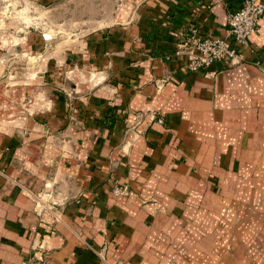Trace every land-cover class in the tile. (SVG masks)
Here are the masks:
<instances>
[{"label":"crops","instance_id":"crops-1","mask_svg":"<svg viewBox=\"0 0 264 264\" xmlns=\"http://www.w3.org/2000/svg\"><path fill=\"white\" fill-rule=\"evenodd\" d=\"M244 1L143 0L53 45L0 32V264H264V15L238 64L176 53Z\"/></svg>","mask_w":264,"mask_h":264},{"label":"rangeland","instance_id":"rangeland-1","mask_svg":"<svg viewBox=\"0 0 264 264\" xmlns=\"http://www.w3.org/2000/svg\"><path fill=\"white\" fill-rule=\"evenodd\" d=\"M0 0V32L47 38L52 45L71 38H84L112 22L134 16L143 0ZM18 62L27 59L15 56Z\"/></svg>","mask_w":264,"mask_h":264},{"label":"built area","instance_id":"built-area-1","mask_svg":"<svg viewBox=\"0 0 264 264\" xmlns=\"http://www.w3.org/2000/svg\"><path fill=\"white\" fill-rule=\"evenodd\" d=\"M264 15V1L245 0L243 5L229 15V27L223 36H200L196 27L191 28L192 34L181 42L177 55L187 56V69L197 72L222 61L228 65L241 62L242 54L236 46L248 43L251 35L257 30L259 20ZM232 37L234 44L229 38ZM115 195L128 196L133 192L127 186L113 189ZM41 207L42 205L39 204ZM44 209L47 207L44 206ZM31 258L23 259L19 264H33Z\"/></svg>","mask_w":264,"mask_h":264}]
</instances>
